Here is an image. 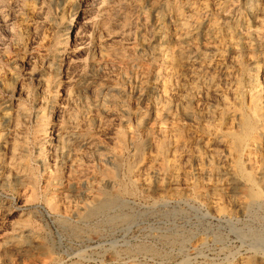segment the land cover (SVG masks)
<instances>
[{
  "label": "rangeland",
  "instance_id": "rangeland-1",
  "mask_svg": "<svg viewBox=\"0 0 264 264\" xmlns=\"http://www.w3.org/2000/svg\"><path fill=\"white\" fill-rule=\"evenodd\" d=\"M18 1L19 0H0V110L4 109L5 112L11 114V119L8 121L3 119L0 115V140L13 137L15 145L18 142L17 145L20 147L17 145L15 146V153L17 154L13 156L14 158L12 157L11 160L17 157L18 160H13L14 162L19 160L21 163L24 162L23 164L26 165V170L30 173L32 172L31 175L35 183L32 192L28 189H22L18 184L0 183V202L7 205L9 204L11 210L14 212L20 211L22 213L19 217H14L12 215L10 219H12L14 225L24 229V234L29 236L30 243L36 245V250L39 251L38 256L49 257L54 260L56 264H203L204 262V264H234L236 261L245 260V257L248 255L249 258L246 259L254 258L256 250L260 251L264 248V208L255 207L252 211L249 210L248 212L241 211L238 208H232L230 207L232 199L231 193L225 195V193L222 192V206L224 211L215 213L211 210L208 199L206 203V200L197 195L196 190L198 191L200 188V190L203 191L200 185L207 182V176L202 175V172L218 167L212 156L204 154L201 150L197 149L198 147L196 146V139L200 137L201 127L204 121L196 120V122H190V120L178 116L176 119L177 121H174V127L178 132L182 144L175 151L170 150L167 152L165 150L166 148H162L163 142L159 139V132L164 129L167 130L169 124L156 120L155 114L149 106L150 102H145L141 98V94H148L152 96V98L156 97V94H158L152 82L154 70L156 71V59L154 55L157 51L155 47L153 48V46L156 45L154 34L158 31L153 20L160 0H151L152 2L154 1L155 6L150 0H136L138 3L140 2V4L145 3V8L148 9H145L146 12L148 11L145 16L135 11L131 12L128 8L125 9L121 4L123 0H115L111 3V7L116 8L117 4L118 6H122V10L120 9L119 11L120 14L124 13L125 15H123V23H118V26L115 23H108V28L105 26L101 28L102 30H100V27L97 28L94 24V18L96 19L97 17V8H87L88 10L84 8L82 11H77L75 7L72 8L71 11H63L61 10L59 0ZM97 2L98 4L96 5L99 7L101 5H107L106 0H96V3ZM68 12L69 14H67ZM129 13H133V16ZM80 16L83 17V19L80 18ZM129 16L130 18L128 19ZM141 20H143V22H141ZM132 21L133 23H131ZM139 23H143V25ZM84 25L86 28L83 27ZM100 31L103 33H100ZM148 31L152 32L150 36ZM105 35L107 37H105ZM141 37H143V39ZM61 38L65 40L64 45L69 52L68 59L65 62L66 66L68 65L67 74L65 76H55L48 73L49 75H46V79L49 80H47L45 84L41 81L42 77L38 74L41 68H46L47 71L49 69L51 70V65H47V60L43 58V51L41 50L44 47H49V44L51 47V44H54ZM99 38L100 40H105V43L107 42L104 44L105 46L103 45V48L94 47V42L99 40ZM132 46H134V49L131 48ZM36 49L39 51H36ZM148 51H150V53ZM152 51L154 53H152ZM103 53H109L111 55L110 59L112 58V61L108 63L110 65L107 64L103 66V62L100 61V57H102ZM136 53H138L137 56ZM69 54L72 56L69 57ZM133 54H135V56H133ZM58 63L59 60H57L54 65L57 66ZM138 65H141L140 68ZM55 66L53 67L55 68ZM142 77H144V79ZM139 79L141 80L140 82ZM89 87L91 89L97 88L96 91H98L96 94H93ZM56 91H58V95H60L55 102L56 109H58V112L61 110V113H58L60 118L57 117V121L54 122L62 125L64 124L62 121L65 122L69 116L76 117L82 121L80 118L83 116L85 123H81L74 129L81 134L95 137L100 143L102 142L101 144H104L103 146H106L107 149L118 152L119 156L114 160L110 158V156L108 157L106 151L102 150V152L100 151L99 153L84 149L77 152L68 177L71 179V181L69 179L70 183H77L79 188L78 190L60 191L54 195L53 199L57 205L58 212H52L48 209L46 203V198L48 197L47 188L51 190L53 184L56 185V188H61L66 181L57 175L63 170V164H61L59 159L55 160L54 157L50 158L53 155L50 156L49 152L42 156L43 162H40L38 159L37 141L40 139L41 135H39L37 127L40 125L41 120H36L35 114L40 113L43 107L45 108V106L53 101ZM71 95L73 99L70 98ZM174 95L175 92H169L167 97L172 100ZM45 99L49 101L45 102ZM196 99V97L192 99L191 103V107H194V110H198L199 113H202L206 111V108H211L206 101ZM171 103L174 104L172 101ZM93 104H95V106ZM99 105L103 107L101 108ZM108 110L113 113L109 115V113H106ZM84 111L87 112L84 113ZM66 112L67 114H65ZM19 113H24V115ZM72 113L74 115H72ZM137 115L140 118L137 117ZM133 118L135 119L133 120ZM59 119L61 121H59ZM125 124L129 127L127 128ZM187 126L190 127L188 128ZM185 130L187 132H185ZM191 131H193V134ZM134 132L137 134H134ZM110 138H113V141H111ZM124 140L126 142H124ZM190 141L191 143H189ZM137 148L141 155L143 154L142 156L147 159L152 156H159V158H161L160 161L162 160L165 166L167 164L177 163L174 169L171 170V176L169 175V177H176L177 179L185 177L189 182L197 181L199 183L198 187H193L189 190L180 186L177 187L178 189L170 188L164 191L167 193L153 191L148 194L140 190L138 191L135 187L134 189L133 180L135 178L129 173L128 166L134 162V155ZM196 154H199L200 157L205 159H195L194 157ZM9 157L10 156H8V158L7 156L4 157L0 152V165L2 163L6 165L5 163L9 162ZM39 171L42 174L38 173ZM109 171L114 173V186L116 187L115 190L121 195V203L112 210L110 209L107 213L94 216L87 222H78L74 213L75 209L93 199L94 193L92 194L88 185L107 178ZM147 173L148 170L141 177H149L151 179L150 175ZM47 178H50L52 183L47 184L45 181ZM24 190L28 193L26 194ZM155 192L157 194H155ZM209 196L206 197L208 198ZM20 198H22L23 201H21L22 199ZM71 207H73V209H71ZM2 211H4V209H1L0 212L2 213ZM118 214L125 215L119 218ZM225 214L226 216H224ZM62 218H67L66 220L68 222L78 225L77 230H79V232L73 231L70 228L68 229V227L61 223L60 220ZM171 239L173 241H171ZM46 247L50 250V253ZM138 247L141 249V252ZM136 248H138V250ZM132 249L133 252L136 251L138 257L133 256V258H129L127 256L126 258H121V260L114 262L108 260L107 255L109 253L118 250L122 253L126 250L132 251ZM151 250L153 251V256H149ZM1 252L0 249V264L3 263ZM12 258L14 264L23 263L17 256H13ZM24 259L26 264H30V261L33 260L30 258ZM219 261H221V263H219Z\"/></svg>",
  "mask_w": 264,
  "mask_h": 264
},
{
  "label": "bare ground",
  "instance_id": "bare-ground-1",
  "mask_svg": "<svg viewBox=\"0 0 264 264\" xmlns=\"http://www.w3.org/2000/svg\"><path fill=\"white\" fill-rule=\"evenodd\" d=\"M114 1L115 0H106L107 5H104V6L101 5L100 7L98 5H96V4H98V2L96 3V0H59V4H61V10H63V11H66V10L71 11V9L75 8V7H76L77 11H82L84 8H86V9L87 8H91V9L97 8V10H96L97 11V17H96V19L94 18V20H95L94 24L97 26V28L100 27V30H102L101 28L107 26L108 23H113V24L115 23L118 26V23L122 22V19L125 16L124 13L120 14V11H119L122 6L125 9L128 8V10H131V12L135 11V12L140 13L143 16H145L148 12V11L146 12V10H148V9L145 8L146 7L145 3L140 4V2L138 3L136 0H123L121 3L122 6L121 5L118 6V4H117L116 8L111 7V3ZM152 3L154 4V1ZM154 6H155V4H154ZM150 7H151V5H150ZM61 13H62V11H61ZM67 14H69V12ZM132 14H130V15H132ZM135 14H137V13H135ZM91 17H88V18H91ZM150 17H151V15H150ZM80 18L83 19V17H81V16H80ZM129 18H130V16L128 17V19ZM134 18L136 19L135 16H134ZM130 20H132V19H130ZM145 20H147V19H145ZM86 21H88V20H86ZM141 22H143V20H141ZM131 23H133V21ZM153 23L155 24L156 28H158V31H156V33L154 34L155 38L152 37L155 39L156 45L153 46L151 44L153 46V48L155 47V49L157 50L156 54L154 55V57L156 59V61H155L156 62V71L154 70V74L152 76V80H153L152 82L155 85L158 94H156L157 96L153 97V98H152V96H150L148 94H141V98L145 102L146 101L150 102V105L149 104L148 105L150 106L152 112L155 114L156 120H158L160 122H166L169 124L168 129L166 128L167 130L164 129V130L159 132V139L163 142L162 148H166L165 150L168 152L170 150L175 151L176 149H178L181 146L182 141L180 140L178 132L176 131V128L174 127V125H175L174 121L178 118V116L179 117L181 116L187 120H190V122L191 121L196 122V120H203L204 123H202L203 126L201 127L200 137H198L196 139L197 140L196 146L198 147L197 149L201 150L204 154H209L208 156H212V158L216 161L218 167L216 169H208V170L202 172V175L207 176V178H206L207 182L202 183L200 185V187L203 189V191L200 190V188L198 189V191L196 190L197 195H199L200 198H203L204 200H206V203H207V199H208L210 208L215 213H220V212L224 211L223 206H222L223 205L222 204V196H223L222 192L225 193V195L231 193L232 199H231V206L230 207H232V208H238L241 211H247V212L249 210L252 211V209L255 207L264 208V0H160L159 6H157V9L155 11ZM90 24H92V23H90ZM139 24H141V23H139ZM134 25H135V22H134ZM141 25H143V23ZM111 26H113V25H111ZM83 27L86 28L85 25ZM119 27H120V25H119ZM137 27H139V26H137ZM90 28H92V27H90ZM107 28H108V26H107ZM96 31H97V29H96ZM101 32L102 31H100V33ZM148 32H149V36H150V34L152 32H150V31H148ZM105 37H107V36L105 35ZM143 37H145V36H143ZM143 37H141V38L143 39ZM129 40H131V39H129ZM134 40H135V38H134ZM64 41L65 40L63 38H61V39L57 40L54 44H51L52 45L51 47H50V44L48 43L49 47H44L41 50V51H43V53H42L44 56L43 58L44 59L46 58V60H47L46 61L47 65H51V70L49 69L50 67L48 68L49 69L48 71L46 70V68H44V69L41 68V70L38 74L40 77H42L41 81H43L45 84L47 83V80H49V79H46V77H47L46 75L53 74L55 76H58V75L59 76L60 75L65 76L67 74V66L68 65L66 66L65 62L68 59V53L69 52L67 51L68 49L66 50V47L64 45L65 44ZM104 41L105 40H100V38H99V40H96L94 42V47L97 46L99 48H101V47L103 48V45L107 43V42L105 43ZM135 44H137V43H135ZM151 45H150V47H151ZM40 46H42V45H40ZM133 47L134 46H132L131 48H133ZM36 51H39V50L36 49ZM100 51H99V53H100ZM148 52L150 53V51H148ZM73 53H74V51H73ZM75 53H78V52H75ZM152 53H154V52L152 51ZM101 54H102V52H101ZM137 54L138 53H136V56H137ZM70 56H72V55L69 54V57ZM73 56H74V54H73ZM110 56L111 55L109 53H106V54L103 53L102 57H100L101 60L99 58V60L103 62V66H106L108 63H110L112 61L111 60L112 58L110 59ZM133 56H135V54H133ZM132 59H133V57H132ZM57 60H59V63L57 66H55L54 63ZM150 60H152V59H150ZM124 61H126V60H124ZM108 65H110V64H108ZM53 66H55V68ZM140 66H139V68H140ZM45 67H46V65H45ZM103 68H105V67H103ZM143 69H145V68H143ZM54 71L55 72L58 71V72L55 73ZM141 72H142V70H141ZM136 73H137V71H136ZM104 74H105V72H104ZM53 75H52V77H53ZM135 77H136V75H135ZM61 78H63V77H61ZM142 78L144 79V77H142ZM140 81L141 80L139 79V82ZM139 82H137V83H139ZM94 87H96V86H94ZM81 89H83V88H81ZM96 89H91V92L93 94L94 93L96 94V92L98 91V90L96 91ZM98 89H100V88H98ZM139 90H141V89H139ZM79 91H77V92H79ZM142 91H143V89H142ZM169 92H175V95L173 96L172 100H170L167 97V94ZM58 96H60V95H58V91H56L55 95H54V99L52 98L53 101H51L50 103L48 102L49 104L47 106H45V108L43 107V109L40 113L35 114L36 120H39V121L41 120L40 125H38V127H37V131H38L39 135H41L40 139L37 141V150L39 153L38 159L40 162H43L42 156L47 152L50 153V156L53 155L50 158L54 157L55 160L59 159L61 161V164H63V170L61 169L62 170L61 173H59L57 175H58V177H60L61 179H64V181H66L65 184L63 186H61V188H59V187L56 188V185H54V184L52 185L51 190L47 188V196L48 197L46 198V203H47L48 209L52 212L57 211V205L55 203V200L53 199L54 195H56L60 191L65 192V191H70L72 189L78 190V188H79V185L77 183H74V184L70 183L71 179L68 177V174L70 173L71 167H73L72 165L74 164V161H75L74 157L77 154V152H80L81 150L84 149V150H89L91 152L99 153L102 150V151H106L107 152L106 154L108 155V157L110 156V158H112L114 160H116L119 156L118 152L107 149V147L103 146L104 144L102 145L101 144L102 142L100 143L95 137H93L91 135L81 134L80 132L75 130L76 126H79L81 123H85L83 116H82V118L79 117L82 121H80L76 117H70L69 116V117H67L65 122L62 121L64 123L62 125L58 124L57 122H54V121H57L58 118H60L58 113L61 110L58 112V109H56V104H55ZM189 96H191V97H189ZM169 97H171V96H169ZM195 97L197 98L196 100L206 101L211 108L210 107H209L210 109L206 108V111H204L202 113H199L198 110L197 111L194 110V107L193 108L191 107V103H192V99H194ZM70 98H72V95ZM47 101H49V100L47 99L45 102H47ZM171 101L174 104H172ZM143 104H144V102H143ZM93 105L95 106V104H93ZM144 106H145V104H144ZM13 107H15V106H13ZM200 107H201V105H200ZM205 107H204V109H205ZM8 111H10V110H8ZM85 112H87V111H84V113ZM93 113H95V112H93ZM106 113H109V115H110L113 112L108 110V111H106ZM106 113H104V114H106ZM138 113H140V112H138ZM141 113H143V112H141ZM148 113H147V115H148ZM19 114L24 115V113H19ZM65 114H67V112ZM0 115L6 121L11 119V114H9L8 112H5L4 109L0 110ZM72 115H74V114L72 113ZM106 115H108V114H106ZM137 117H139V116L137 115ZM143 117H144V115H143ZM134 119L135 118H133V120ZM136 119H138V118H136ZM138 120H141V119H138ZM59 121H61V120L59 119ZM102 121H104V120H102ZM153 124H155V123H153ZM84 125H87V124H84ZM84 125H83V127H84ZM125 126H127V125L125 124ZM177 126H178V124H177ZM128 127L129 126H127V128ZM159 127H161V126H159ZM135 129H137V128H135ZM135 129H133V130H135ZM137 130H135V131H137ZM178 130H180V129H178ZM185 132H187V131L185 130ZM191 132L193 134V131H191ZM134 134H137V133L134 132ZM192 134H191V136H192ZM113 138H110L111 141H113ZM140 140H142V139H140ZM124 142H126V141L124 140ZM22 143H23V141H22ZM110 143H112V142H110ZM189 143H191V141ZM17 144H18V142H17ZM16 145H15L13 137L12 138L11 137L5 138L4 140H0V152L4 155V157L7 156V158H8V156H10L9 162L5 163L6 165H4V163H2L0 165V183L18 184L19 186L22 187V189L23 188L28 189L29 191L32 192L33 187H34V183H35L34 179L32 178V175H31L32 172L30 173L28 170H26V165L23 164L24 162L21 163L20 160L17 162H14L13 160H18L17 157H16V159L11 160V158L13 156H16V154H17V153H15V146ZM17 146L20 147L19 145H17ZM107 146H109V145H107ZM154 151H155V149H154ZM192 151H191V153H192ZM199 154H196L195 157L193 155V157L197 160L205 159V158L200 157ZM142 155H141L139 149L137 148L136 153L134 155V162L128 166L129 173L135 178L133 180V188L135 187L136 189H138V191L140 190L141 192L148 194V193H151L153 191L164 192V191L169 190L170 188L175 189V188L180 187V186H183L189 190L193 187H198L199 183L197 181H195V182L190 181L189 182L185 177L179 178V179H177L176 177L175 178L169 177L171 170L174 169L175 164H177V163L169 164V165L167 164L165 166L163 164L162 160L160 161L161 158H159V156H152L151 158L147 159V158L143 157ZM147 155H148V152H147ZM186 155H188V154H186ZM174 158H175V156H174ZM36 160H37V158H36ZM27 163H29V162H27ZM202 166H203V164H202ZM213 167H214V165H213ZM30 168H31V166H30ZM41 168H43V167H41ZM188 168H189V166H188ZM46 169H45V173H46ZM147 170H148L147 174L150 175L151 179L149 177H147V178L141 177V176H143L144 173H146ZM38 173H41V172L39 171ZM130 174H129V176H130ZM174 174H172V175H174ZM33 176H34V174H33ZM43 176H45V175H43ZM199 176H200V174H199ZM36 177H34V178H36ZM50 178H47L45 180L47 182V184L52 183ZM132 178H131V180H132ZM69 179H70V181H69ZM36 182H37V180H36ZM114 185H115L114 173L112 171L108 172L107 178L102 179L101 181L96 182V183L95 182L90 183L88 185V188L91 190L92 194L94 193V195L92 197L93 199H92V201L85 203L83 206L75 209L74 213H75V216L77 218V221L78 222H87L90 219H92L94 216H97L99 214H105L110 209L112 210L114 207L118 206L121 203V200H120L121 195H120V193L117 192V190H115L116 187ZM130 186H132V185H130ZM43 188H44V186H43ZM119 189H120V187H119ZM122 190H123V187H122ZM24 191L26 192V190H24ZM27 193L28 192H26V194ZM164 193H167V192H164ZM155 194H157V193L155 192ZM209 194H210V196H209ZM22 195H23V193H22ZM206 196H209V197L207 198ZM44 197H45V195H44ZM22 198H20V199H22ZM172 198H174V197H172ZM162 200H160V201H162ZM197 200H199V199H197ZM21 201H23V199ZM86 201H87V199H86ZM229 205H230V202H229ZM1 209H4V211H2V213L0 212V249L2 251L1 255L3 256V263H1V264H14L12 261L13 256H15V257L17 256L19 259H21V262H23L22 264H26L24 258L33 259L32 261H30V264H56V262L49 257H45V256L39 257L38 256L39 251L36 250L37 249L36 245H33L30 243V238H29V236L24 234V229L20 226L14 225L12 219H10V217L12 215L14 217H19L22 215V213L20 211L14 212L13 210H11V206L9 204L7 205V204H3L0 202V211H1ZM71 209H73V207H71ZM238 209H236V210H238ZM229 210H231V209H229ZM235 213H236V211H235ZM124 215L125 214H120L119 218H122ZM224 216H226V214ZM66 219L62 218L60 220L61 223H63L66 227H68V229L70 228L73 231L79 232V230H77L78 225L73 224L71 222H68ZM77 221H76V223H77ZM30 228H31V226H30ZM80 231H81V229H80ZM73 233H75V232H73ZM171 241H173V240L171 239ZM259 241H260V239H259ZM138 248H136V249L138 250ZM141 248H143V247H141ZM139 251L141 252V249ZM150 252H151V254H149V256L150 255L153 256V251L151 250ZM49 253H50V250H49ZM136 254H137L136 251L133 252V249H132V251L126 250V251H123L122 253L119 252V250H118L116 252L109 253L107 255V257H108V260L114 262V261L121 260V258L122 259L126 258L127 256L129 258H133V256L138 257V254L137 255ZM238 256H239V254H238ZM246 258H249V255L247 257H245V260L236 261L234 264H264V248L260 251L256 250L254 258H250V259H246ZM23 259H24V261H23ZM27 262H28V260H27ZM105 263H107V262H105ZM219 263H221V261H219ZM57 264H59V263H57ZM100 264H102V263H100Z\"/></svg>",
  "mask_w": 264,
  "mask_h": 264
}]
</instances>
